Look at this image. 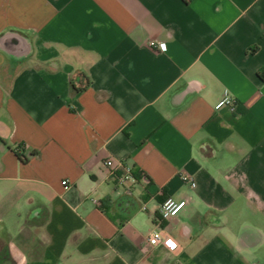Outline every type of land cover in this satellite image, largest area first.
Returning a JSON list of instances; mask_svg holds the SVG:
<instances>
[{
    "label": "crops",
    "instance_id": "1",
    "mask_svg": "<svg viewBox=\"0 0 264 264\" xmlns=\"http://www.w3.org/2000/svg\"><path fill=\"white\" fill-rule=\"evenodd\" d=\"M261 71L264 0H0V264H264Z\"/></svg>",
    "mask_w": 264,
    "mask_h": 264
},
{
    "label": "built area",
    "instance_id": "2",
    "mask_svg": "<svg viewBox=\"0 0 264 264\" xmlns=\"http://www.w3.org/2000/svg\"><path fill=\"white\" fill-rule=\"evenodd\" d=\"M149 46L153 48H157L160 51L165 50V46L163 44L157 45L154 41L149 42ZM223 107H228L231 110L235 108V101L230 96L228 91L223 93L222 99L216 104L215 109H221ZM104 165L109 168L112 173L116 171H120V175L117 176V182L120 186H126L128 183H132L134 181V177L132 175V170L130 167L125 166L123 163L119 161H114L112 159H106ZM181 179L183 182L188 183L191 188L195 187V182L193 178L189 175L182 174ZM67 184L66 181L62 182V185L65 186ZM185 206V201H175L172 198H166L160 205L159 208V219L157 223L159 224L162 221H167L173 217H175ZM159 226V225H157ZM147 243L150 247H155L157 245H163L169 251L175 252L178 250V245L172 241L170 237H164L160 234L159 228L157 227L155 230L151 231L147 237Z\"/></svg>",
    "mask_w": 264,
    "mask_h": 264
},
{
    "label": "trees",
    "instance_id": "3",
    "mask_svg": "<svg viewBox=\"0 0 264 264\" xmlns=\"http://www.w3.org/2000/svg\"><path fill=\"white\" fill-rule=\"evenodd\" d=\"M258 77L264 83V71H261L259 73ZM14 152L17 155V157L23 162H26L28 160V157H32V156L36 155V151H31L28 156H25L24 147L22 145L17 146L15 148Z\"/></svg>",
    "mask_w": 264,
    "mask_h": 264
}]
</instances>
